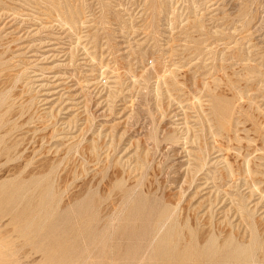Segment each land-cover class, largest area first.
Masks as SVG:
<instances>
[{
  "label": "rangeland",
  "instance_id": "1",
  "mask_svg": "<svg viewBox=\"0 0 264 264\" xmlns=\"http://www.w3.org/2000/svg\"><path fill=\"white\" fill-rule=\"evenodd\" d=\"M0 264H264V0H0Z\"/></svg>",
  "mask_w": 264,
  "mask_h": 264
}]
</instances>
